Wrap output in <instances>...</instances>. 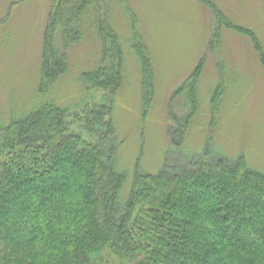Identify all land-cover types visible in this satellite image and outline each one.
<instances>
[{"label":"trees","instance_id":"1","mask_svg":"<svg viewBox=\"0 0 264 264\" xmlns=\"http://www.w3.org/2000/svg\"><path fill=\"white\" fill-rule=\"evenodd\" d=\"M97 1L52 2L42 37L39 99L0 124V264H264V172L242 157L226 161L205 151L164 162L156 174L137 170L126 200L118 201L125 175L114 168L111 97L122 83L123 54ZM85 23L104 44L101 63L81 79L105 91L107 103L73 115L48 96L67 70L59 44L69 47ZM251 37L264 69V50ZM135 49L149 102L150 59L143 44L136 42ZM202 68L200 62L172 93L168 115L175 148L198 107ZM177 97L187 109L182 118L173 110ZM75 122L77 130H71ZM58 167L62 174L49 177ZM33 198L38 208L30 213Z\"/></svg>","mask_w":264,"mask_h":264},{"label":"rangeland","instance_id":"2","mask_svg":"<svg viewBox=\"0 0 264 264\" xmlns=\"http://www.w3.org/2000/svg\"><path fill=\"white\" fill-rule=\"evenodd\" d=\"M55 1L0 0V124L39 99L42 37ZM100 2L104 22L123 54L122 83L111 97L118 142L114 168L125 175L118 201L126 200L135 171L156 174L164 162H178L184 155L207 151L226 161L242 157L248 166L264 172V69L251 37L253 34L264 50V0ZM81 29L82 34L69 47L59 44L68 56L67 70L48 96L73 115L88 105L107 103L105 91L81 79L83 72L101 63L104 43L89 23ZM55 39L57 42L58 37ZM136 42L145 46L152 68L154 91L149 102L142 95ZM200 62L198 107L175 148L170 134L174 123L168 115L171 96ZM214 93L215 108L211 102ZM182 102L181 97L173 101V110L181 118L187 113ZM77 127V122L70 126L71 130ZM57 170L48 176L62 174V167ZM54 203L62 208L58 200ZM37 208L35 203L30 213Z\"/></svg>","mask_w":264,"mask_h":264}]
</instances>
